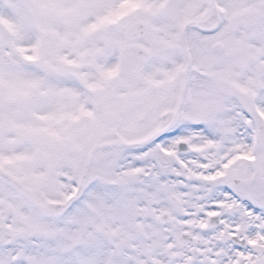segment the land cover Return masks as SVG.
Masks as SVG:
<instances>
[{
    "label": "snow or ice",
    "instance_id": "6c2138e0",
    "mask_svg": "<svg viewBox=\"0 0 264 264\" xmlns=\"http://www.w3.org/2000/svg\"><path fill=\"white\" fill-rule=\"evenodd\" d=\"M0 264H264V0H0Z\"/></svg>",
    "mask_w": 264,
    "mask_h": 264
}]
</instances>
